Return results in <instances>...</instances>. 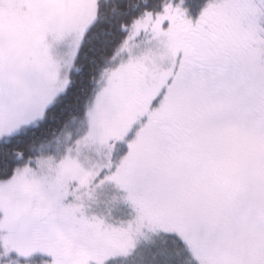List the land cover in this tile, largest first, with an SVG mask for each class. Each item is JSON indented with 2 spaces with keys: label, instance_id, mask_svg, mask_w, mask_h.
Returning a JSON list of instances; mask_svg holds the SVG:
<instances>
[{
  "label": "snow or ice",
  "instance_id": "6c2138e0",
  "mask_svg": "<svg viewBox=\"0 0 264 264\" xmlns=\"http://www.w3.org/2000/svg\"><path fill=\"white\" fill-rule=\"evenodd\" d=\"M0 264H264V0H0Z\"/></svg>",
  "mask_w": 264,
  "mask_h": 264
},
{
  "label": "trees",
  "instance_id": "16d2710c",
  "mask_svg": "<svg viewBox=\"0 0 264 264\" xmlns=\"http://www.w3.org/2000/svg\"><path fill=\"white\" fill-rule=\"evenodd\" d=\"M202 0H188L189 6L191 7L192 11L195 12L199 4Z\"/></svg>",
  "mask_w": 264,
  "mask_h": 264
}]
</instances>
